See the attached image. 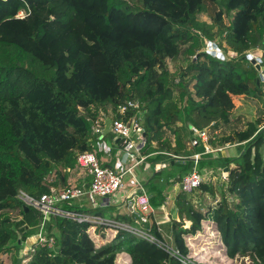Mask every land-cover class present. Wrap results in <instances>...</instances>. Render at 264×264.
Listing matches in <instances>:
<instances>
[{
	"label": "trees",
	"instance_id": "1",
	"mask_svg": "<svg viewBox=\"0 0 264 264\" xmlns=\"http://www.w3.org/2000/svg\"><path fill=\"white\" fill-rule=\"evenodd\" d=\"M21 10L24 17H18ZM203 13L212 23L200 19ZM208 41L225 57L209 52ZM256 51L260 68L247 57ZM178 57L186 65L172 72L168 60ZM263 73L264 0H0V255L12 250L13 241L20 248L44 223L55 246L32 244L26 264H118L124 254L128 264H184L157 242L46 216L27 208L18 194L40 197L68 186L78 155L92 148L100 111L113 108L120 117L118 105L133 99L145 113L142 152L152 168L145 184L159 209L176 177L194 168L191 155L201 150L190 143V125L212 132L231 126L237 96L264 105V79L258 83ZM209 113L216 116L205 124L196 119ZM261 123L250 121L211 140L214 146L240 143L232 157L205 154L198 161L201 171L229 172L219 198L209 181L192 193L179 189L177 217L144 224L193 264H235L238 255L264 264ZM163 158L169 159L167 173L155 168ZM199 192L211 194L214 203L198 207ZM64 207L107 215L104 207L83 208L75 201ZM117 219L138 224L133 215ZM21 263L13 258L12 264Z\"/></svg>",
	"mask_w": 264,
	"mask_h": 264
},
{
	"label": "built area",
	"instance_id": "2",
	"mask_svg": "<svg viewBox=\"0 0 264 264\" xmlns=\"http://www.w3.org/2000/svg\"><path fill=\"white\" fill-rule=\"evenodd\" d=\"M26 12L21 10L18 17H24ZM129 112L132 114L129 115ZM117 113L121 116L117 117L115 109L101 110L98 118L93 124L94 141L92 148L81 152L77 157V168L86 173V179L80 184L71 185L64 188L53 189L50 193H44L40 197H34L27 192L20 190L18 197L25 206H32L44 212L46 216L56 215L71 218L77 222H90L93 224L107 225L112 229H124L136 236L146 238L150 241L157 242L162 248L167 250L172 256L179 259L184 264H193L180 251L174 247L171 241H160L152 235L146 228L139 224L151 223L150 215L154 213L155 208L150 203V194L145 184L139 180L134 170L140 166L146 159L142 150L146 146V130L143 125L144 111L142 103L139 100L128 99L126 102L119 104ZM192 138V147L201 148L194 151L191 158L195 164L191 172L183 176L180 180L178 176L174 183V187L184 192L192 193L200 187L205 181L204 173L198 168L197 163L205 154H217L229 148L235 147L240 143H225L223 145L214 146L211 142L216 139L217 131L212 132L209 128H199L195 125L189 127ZM107 132H111L121 144L119 160L114 166H106L102 164L99 153L107 152L111 149L109 141L105 138ZM173 157L177 155L168 153ZM223 170V169H222ZM228 175V171L223 170ZM129 173L134 179L133 187L135 191L126 198V207L128 212L135 216L138 225L125 223L117 218L106 217L102 215H94L88 212L68 209L64 204L69 201H76L86 198L90 205L94 208L104 206L106 199L118 194L125 187V175ZM224 176L226 179L228 176ZM223 177V176H222ZM97 198H102L103 202H98ZM170 198L169 194L162 205L165 208ZM168 217L169 215L166 214ZM158 225L159 222L157 223ZM36 234V244L41 247L53 248L56 239L53 235H48L44 231V223ZM30 252L34 248H30ZM30 259V258H29Z\"/></svg>",
	"mask_w": 264,
	"mask_h": 264
},
{
	"label": "rangeland",
	"instance_id": "3",
	"mask_svg": "<svg viewBox=\"0 0 264 264\" xmlns=\"http://www.w3.org/2000/svg\"><path fill=\"white\" fill-rule=\"evenodd\" d=\"M200 19L205 20L209 23H212V19L210 18V16L208 14H205V13L201 14ZM208 45L209 44L207 43V49L211 50L212 48H210ZM251 54H253L256 58L260 57V52L256 51L255 53H251ZM228 55L234 56L235 53L232 51H228ZM168 65H169V68L171 69V71L175 72V71H178L181 68H183L186 65V63L183 61V59L181 57H178V58L169 59ZM234 101H235V106H234V109L232 110V125L229 127L222 126L220 128V130H217L216 138H220L223 135H231L233 129L242 128L248 122L255 121L257 119H262L261 125H262V127H264V105H263V103H261L260 101L254 99V98L248 97L246 95L237 96V97H235ZM212 116H216L215 113H209V114L205 115L204 117L197 114L196 119H199L202 124H205L206 122L209 121V119H210V121L212 120L211 119ZM213 122L211 124H213ZM228 143H233V142H228ZM237 151H238V148H237V146H235V147L229 148L223 152H219L218 156L224 157V158H230L233 155H235ZM105 153L106 152L101 151L99 153L100 154L99 156H101ZM168 161H169V159L163 158L161 161H159L156 164L155 168L157 170H161L164 173H167L168 169H169ZM223 170H226V169L223 168ZM223 170H222V168H221V170H218V169L215 170L212 168H207L206 170L202 171L204 173L205 181L211 182V184L214 185L215 188H217V190H219L217 193L218 198L220 196V190L222 189L221 188L222 184H223L222 180H227V178L224 179V176H226L227 173L223 172ZM134 172L138 177L139 174H138L137 168H135ZM150 172L151 171H148L147 175L146 174L144 175V173H145L144 171L142 172V177H143L144 181L147 179ZM221 177H222V179H221ZM124 180L129 182V185H125V187L121 190L120 194L128 193L129 188H131L135 183L134 179L132 178L131 174H129V173H127L125 175ZM178 191H179L178 188H173L172 198H169L167 200L168 203L166 204L165 207L168 211L169 216L168 217L165 216L164 213H163L164 217L160 216V219L166 220L167 223L170 222L171 218L177 217L176 207L174 205L173 198L175 197V193L177 194ZM198 195L200 197L198 198L196 196L195 203L197 204L198 207H201L203 209L206 208L207 206H209L210 204H213L215 201L214 198L211 196V194H209L208 192H199ZM111 197L114 198L115 195H113ZM97 200H99V198H97ZM114 208H115V206L114 207L111 206V207H109V210H112ZM90 213L94 214V215H98L94 211H92ZM159 215H161V213H159ZM187 224H189V223L187 222ZM114 233L115 232H113V234ZM36 239H37L36 234L32 235L30 238H28L27 240L23 241L20 244V248L16 247V244H17L16 241L11 242L10 246H11L12 250L8 253L0 255V263L3 262L4 264H12L13 258L17 257L18 259H22L21 264H26L28 262L30 256H31V252L29 251L30 247L32 244H34L36 242ZM211 257L216 258L214 253L211 254ZM217 261L222 262V259L219 258V260H217ZM128 263H129L128 257L125 254L121 255L119 260H118V264H128ZM235 264H256V263L252 259V257H250L249 255H238L235 258Z\"/></svg>",
	"mask_w": 264,
	"mask_h": 264
},
{
	"label": "crops",
	"instance_id": "4",
	"mask_svg": "<svg viewBox=\"0 0 264 264\" xmlns=\"http://www.w3.org/2000/svg\"><path fill=\"white\" fill-rule=\"evenodd\" d=\"M105 138L109 141V143L111 145V149L109 151H107L105 154L101 155L100 160H101L102 164H104L106 166H114L116 164V162L119 160L118 157L120 155L121 144H120L119 140L117 138H115L111 132H107ZM136 168L138 169L139 180H141L145 184V181L143 180V177H142V172L144 171L145 172L144 175L145 174L147 175L148 171H151L150 172V174H151L152 173L151 164L146 159L142 164H140V166H138ZM84 179H86V173L84 171H82L81 169L76 167L71 172V175L69 177V184H71V185L80 184L83 182ZM125 185H129V182L125 181ZM145 186H146V184H145ZM173 188H175L174 184H173L171 189H168L166 191V198H167L168 194H169L170 198H172ZM147 190H148V187H147ZM134 191H135V188L132 186L131 188H129L128 193L120 194L121 192H119L118 194L115 195L114 198L110 197V199H106L104 202L105 204L103 206L104 208L101 209L102 211L105 212V214H107L106 217L117 218V216H121L122 214H127L130 216L131 214L128 212L127 207H126V198L129 195H131ZM175 196H176V193H175ZM97 201L103 202V199L99 198V200H97ZM173 202H175V197L173 198ZM75 204L79 205L80 207H83V208L84 207L91 208L90 207L91 205L86 198L76 200ZM111 206H113V207L115 206V208L112 210H109V207H111ZM94 209H97V208H94ZM159 213H161V215H159ZM163 213L165 214V216H166V214H168L166 207L165 208L160 207L159 209H155L154 213H152L150 215L151 222L152 221H155L157 223L159 222V224H161V225L166 224L167 223L166 220L160 219V216H163ZM135 220H136V218H135ZM139 225L141 227L146 228V226L144 224H139Z\"/></svg>",
	"mask_w": 264,
	"mask_h": 264
},
{
	"label": "water",
	"instance_id": "5",
	"mask_svg": "<svg viewBox=\"0 0 264 264\" xmlns=\"http://www.w3.org/2000/svg\"><path fill=\"white\" fill-rule=\"evenodd\" d=\"M208 46L210 48H212L211 50L208 49L209 52H211L213 55H217L221 58H224V54L223 52L219 49L218 45L212 41H208ZM248 58H250L252 60L253 63L257 64V67L260 68V63H261V59L260 58H256L253 54H248L247 56ZM258 62V63H257ZM261 79H264V75H261V77L258 79V83L260 82ZM27 208H29L28 206H26Z\"/></svg>",
	"mask_w": 264,
	"mask_h": 264
}]
</instances>
